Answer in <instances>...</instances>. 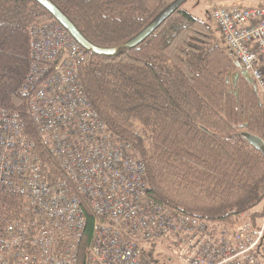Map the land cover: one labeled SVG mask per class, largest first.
Wrapping results in <instances>:
<instances>
[{
  "label": "trees",
  "instance_id": "trees-1",
  "mask_svg": "<svg viewBox=\"0 0 264 264\" xmlns=\"http://www.w3.org/2000/svg\"><path fill=\"white\" fill-rule=\"evenodd\" d=\"M93 45L78 64L83 88L114 135L146 167L148 196L197 219L237 227L246 212L264 214V106L213 22L182 5L133 48L124 43L174 0H50ZM54 20L35 0H0V111L34 125L21 88L29 72L30 26ZM22 198L0 191V229L17 218ZM83 240L82 254L84 253ZM153 252L141 264H154Z\"/></svg>",
  "mask_w": 264,
  "mask_h": 264
},
{
  "label": "built area",
  "instance_id": "built-area-1",
  "mask_svg": "<svg viewBox=\"0 0 264 264\" xmlns=\"http://www.w3.org/2000/svg\"><path fill=\"white\" fill-rule=\"evenodd\" d=\"M209 16L264 100V7L212 4ZM28 35L21 94L35 133L0 111V191L23 201L0 229V264H141L150 250L154 264H264V214L246 212L233 227L151 199L140 154L107 129L83 88L84 49L56 20Z\"/></svg>",
  "mask_w": 264,
  "mask_h": 264
},
{
  "label": "water",
  "instance_id": "water-1",
  "mask_svg": "<svg viewBox=\"0 0 264 264\" xmlns=\"http://www.w3.org/2000/svg\"><path fill=\"white\" fill-rule=\"evenodd\" d=\"M41 6H43L56 20L60 23L66 31L72 36V38L84 49V51H91L100 55H112L116 52V48H103L97 47L91 44L75 27V25L69 20V18L63 14L50 0H35ZM186 0H174L170 3L163 11H161L144 29H142L138 34L129 39L124 43V47L133 48L140 44L144 39H146L160 24L165 21L177 8H179ZM241 74L249 81L246 73L241 72ZM249 141L264 153V143L261 139L248 136Z\"/></svg>",
  "mask_w": 264,
  "mask_h": 264
},
{
  "label": "rangeland",
  "instance_id": "rangeland-1",
  "mask_svg": "<svg viewBox=\"0 0 264 264\" xmlns=\"http://www.w3.org/2000/svg\"><path fill=\"white\" fill-rule=\"evenodd\" d=\"M212 4L227 8L264 7V0H186L182 4V8L195 18L212 22L209 16V11L212 7ZM239 70H241L240 67ZM262 101L264 106V100ZM158 251L161 252V255L158 256L157 258L163 260L164 248L158 247Z\"/></svg>",
  "mask_w": 264,
  "mask_h": 264
}]
</instances>
